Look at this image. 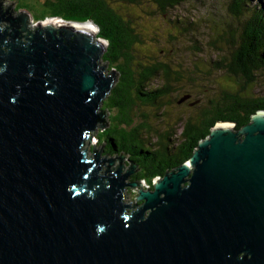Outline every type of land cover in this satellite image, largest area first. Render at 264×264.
<instances>
[{"label": "water", "instance_id": "95a60500", "mask_svg": "<svg viewBox=\"0 0 264 264\" xmlns=\"http://www.w3.org/2000/svg\"><path fill=\"white\" fill-rule=\"evenodd\" d=\"M31 20L0 0V264H264V110L145 189L127 154L87 151L118 76L98 26Z\"/></svg>", "mask_w": 264, "mask_h": 264}, {"label": "trees", "instance_id": "16d2710c", "mask_svg": "<svg viewBox=\"0 0 264 264\" xmlns=\"http://www.w3.org/2000/svg\"><path fill=\"white\" fill-rule=\"evenodd\" d=\"M124 1L130 5L138 0ZM183 1L153 0L149 5V14L154 15L158 11L164 14ZM254 1L258 2L257 9L250 5L248 0L226 2L230 7L228 10H231V16L236 19L243 17L240 27L231 24L209 26L213 35H216L221 27L226 29V32L218 33L210 44L216 46L220 43L230 48L229 56L225 57L229 62L226 68L232 75L229 74L230 78H224H238L237 80L242 82L241 86H221L218 99H209L206 108L202 110H199L198 99H194L192 95L190 99L181 102L192 109L197 108V111L192 116L183 117L177 136L174 133L176 129L171 127H164L163 130L153 127L147 113L139 112L138 122L133 124L135 108H165L168 103L167 96L174 89L173 83L177 82L184 71L174 70L166 60H156L151 53L143 62L136 60L141 38L133 26L131 17L125 16L122 10L112 8L108 0H44L45 15H41L38 20L46 17H60L76 22L91 20L98 26L96 37L104 39L107 43L102 62L107 63V71L113 69L118 73L115 84L103 100L104 110L101 109L103 112H110L108 120L104 115L105 122L110 121V124L99 130L98 141L104 142V152L127 154L128 159L136 165L132 179L145 180L148 188H152L156 177L163 176L166 171L190 157L198 141L208 134L217 121L233 122L238 129L248 123L255 112L264 110V96H250L246 91L258 78V72L255 71L264 70V6L260 8L261 0ZM24 6L19 3L17 9ZM154 9L158 11H152ZM174 20L178 23L179 32L182 31L190 37L208 35V32L201 30L202 27L196 26L198 22L193 18L187 17L185 20L178 16ZM224 59L222 58V61ZM222 61L217 59L213 62V67L224 68ZM192 63L193 67L188 70L192 77L208 72L202 61L199 62L201 65L196 61ZM239 70H242L241 77H238ZM158 79L161 81L159 86L151 87L152 82ZM180 98H175L177 103Z\"/></svg>", "mask_w": 264, "mask_h": 264}, {"label": "rangeland", "instance_id": "374dc122", "mask_svg": "<svg viewBox=\"0 0 264 264\" xmlns=\"http://www.w3.org/2000/svg\"><path fill=\"white\" fill-rule=\"evenodd\" d=\"M11 4L12 12H17L21 10H26L31 15V25L43 22L47 19L38 20L45 15L43 3L44 0H7ZM112 8L116 10H122L125 13V16H129L134 21L135 30L139 33L141 42L138 45L139 55H136V60L143 62L146 57L149 58L151 53L156 60H166V62L174 69L184 71L177 82H174L173 91L167 96L168 103L163 108V110H156L155 108H135L134 109V123L136 124L139 119L140 113H147L153 127L163 130L164 127H171L175 130V136H177L181 120L184 119V116H192L196 114L197 108H190L185 103H177L175 98H180L184 94H191L194 99H198L199 110L206 108L207 101L213 97L219 96L220 86L225 87L229 86L235 88V86L240 87L242 82H239L236 78L230 80L224 78L225 73L219 69L213 67V62L220 57L229 56L228 52L230 48L224 46L222 49V54L216 53L215 47L210 44L212 39L216 37L218 33L226 32L224 27H221L217 31L216 35L211 31L209 26L213 25L215 27L218 24L225 26L227 24L235 25L240 27V23L243 20L242 17L238 19L235 16H231L230 7L226 5L228 0H184L176 7L168 9L166 13L159 12L155 9L156 12L154 15L149 14V5L153 0H138L136 3L125 2L124 0H108ZM232 2L233 0H229ZM249 4L252 5L255 9L258 8V2L254 0H248ZM24 4V8L17 9V4ZM128 5V6H127ZM261 7L264 6V0H261ZM127 6V8H126ZM155 7V4H154ZM126 8V9H125ZM131 15H129V14ZM229 14V15H228ZM180 17L186 20V18H193L198 22L196 25L203 32H208L206 34H199L196 37H190L186 33L178 30V23L175 22L174 18ZM212 19V21H210ZM217 20L218 22H216ZM60 23V20H57ZM204 22V23H203ZM165 30H170V33H166ZM212 32V33H211ZM169 36H174L175 38L170 39ZM238 39V38H237ZM199 51V52H198ZM196 53L197 55H195ZM222 55V56H221ZM225 57V58H227ZM221 60V59H220ZM200 62L204 64L206 71L204 73L197 74L192 77L191 72L188 71L193 67L192 62ZM222 61V60H221ZM224 62V60L222 61ZM199 65H201L199 63ZM228 72V71H226ZM190 74V75H189ZM227 75V74H226ZM161 81L152 82L151 87L159 86ZM250 96H264V70L261 69L258 74V81L252 83L250 88H248ZM104 102V101H103ZM100 108L103 109V103ZM104 110V109H103ZM164 111V112H161ZM105 113V118L108 120L110 112ZM114 114V113H113ZM112 114V115H113ZM110 121L107 122V125L103 128L97 127L92 133V141L88 142L87 151L88 154H91V150L100 149L101 145L104 142L99 140V130H103L109 126ZM152 137V141H154ZM112 155H116L113 153ZM125 170L129 163L124 158ZM134 173V172H133ZM128 180H131L129 178ZM136 180V179H133ZM143 187L147 188V184L144 181Z\"/></svg>", "mask_w": 264, "mask_h": 264}, {"label": "bare ground", "instance_id": "6f19581e", "mask_svg": "<svg viewBox=\"0 0 264 264\" xmlns=\"http://www.w3.org/2000/svg\"><path fill=\"white\" fill-rule=\"evenodd\" d=\"M82 26H84V27H86V28H88V29H90V30L93 29L91 23H89V22H86V23L82 24ZM102 103H103V102H102ZM218 126L229 127L230 124H228V123H219ZM145 189H146V188H145Z\"/></svg>", "mask_w": 264, "mask_h": 264}, {"label": "flooded vegetation", "instance_id": "af4514ba", "mask_svg": "<svg viewBox=\"0 0 264 264\" xmlns=\"http://www.w3.org/2000/svg\"><path fill=\"white\" fill-rule=\"evenodd\" d=\"M185 95H188L189 97L186 99V100H188V99H190L191 98V94H185ZM193 104H191V106H192ZM130 178H131V180H133L132 179V176H130ZM125 194H127V191L125 192ZM138 203V202H137ZM137 203H133V204H137Z\"/></svg>", "mask_w": 264, "mask_h": 264}, {"label": "clouds", "instance_id": "9594fccd", "mask_svg": "<svg viewBox=\"0 0 264 264\" xmlns=\"http://www.w3.org/2000/svg\"><path fill=\"white\" fill-rule=\"evenodd\" d=\"M156 178H157V177H156ZM156 178H155V179H156ZM155 179H154V180H155ZM142 181H143V180H142ZM153 182H154V181H153ZM147 188H148V187H147Z\"/></svg>", "mask_w": 264, "mask_h": 264}]
</instances>
